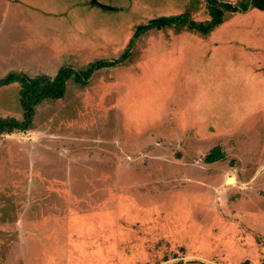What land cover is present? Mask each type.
<instances>
[{
	"label": "rangeland",
	"instance_id": "obj_1",
	"mask_svg": "<svg viewBox=\"0 0 264 264\" xmlns=\"http://www.w3.org/2000/svg\"><path fill=\"white\" fill-rule=\"evenodd\" d=\"M208 6L0 0V82L115 61L0 133V264H264V19L203 35Z\"/></svg>",
	"mask_w": 264,
	"mask_h": 264
},
{
	"label": "trees",
	"instance_id": "obj_2",
	"mask_svg": "<svg viewBox=\"0 0 264 264\" xmlns=\"http://www.w3.org/2000/svg\"><path fill=\"white\" fill-rule=\"evenodd\" d=\"M93 2L95 3V1ZM251 2L253 5L264 10V0H252ZM101 6L104 7V5ZM246 9L247 4L241 5L239 8H229V10L233 12L245 11ZM210 12L212 14V20L207 24L197 26V29L203 33L208 32L221 22V11H219L218 9H210ZM176 22L177 21H175L174 16H164L162 18H159L158 20L152 19V21L150 20L138 30L139 33L136 34L135 37L151 27H160L164 24H175ZM188 22L191 25L194 24L192 21ZM114 64L115 61H97L91 63V65L86 69H82L79 71L74 70L70 66H61L52 77L47 74H40L34 77H29L26 74H21L19 76L8 75L5 78L1 79L0 84L13 82L15 80H18L20 82L19 102L22 109V118L18 119L12 116H0V133L23 131L31 127L34 120L36 106L44 100L56 99L61 97L65 93L67 81L69 79L74 78L76 81L78 80L81 82H85L92 73L93 68L97 69L103 66ZM221 157H223V153L220 151V149L214 147L209 151V153L204 156V160L205 162H213L220 159Z\"/></svg>",
	"mask_w": 264,
	"mask_h": 264
},
{
	"label": "crops",
	"instance_id": "obj_3",
	"mask_svg": "<svg viewBox=\"0 0 264 264\" xmlns=\"http://www.w3.org/2000/svg\"><path fill=\"white\" fill-rule=\"evenodd\" d=\"M239 18H245V19L262 18L264 19V10L249 5L245 11L227 12L223 14L222 22L219 23L218 25L226 24L229 22L232 23ZM203 35H207V33L206 34L203 33ZM256 61L257 63L253 65L254 67L253 70H255V72L257 73L261 72L263 73L262 75H264V48H262L259 51V57Z\"/></svg>",
	"mask_w": 264,
	"mask_h": 264
},
{
	"label": "flooded vegetation",
	"instance_id": "obj_4",
	"mask_svg": "<svg viewBox=\"0 0 264 264\" xmlns=\"http://www.w3.org/2000/svg\"><path fill=\"white\" fill-rule=\"evenodd\" d=\"M252 0H248L247 2H241V3H238V4H234V3H225L224 1H220V0H207V2L209 3V6H208V12L209 10L211 9L210 6H213L215 5L216 7H219L220 11H221V22H222V18H223V14L225 13L224 10H226L227 12H233V11H230L229 8L230 7H237L239 8L241 5H246L247 4V7L250 5V6H254V7H257L255 5L252 4L251 2ZM259 8V7H257ZM218 9V8H217ZM260 9V8H259ZM263 10V9H262ZM235 12V11H234ZM210 14V12H209ZM211 16V19L208 21V23L212 20V14L210 15ZM220 22V23H221Z\"/></svg>",
	"mask_w": 264,
	"mask_h": 264
}]
</instances>
